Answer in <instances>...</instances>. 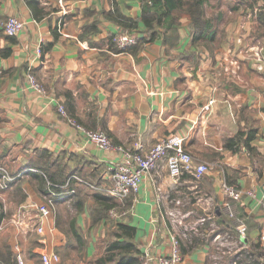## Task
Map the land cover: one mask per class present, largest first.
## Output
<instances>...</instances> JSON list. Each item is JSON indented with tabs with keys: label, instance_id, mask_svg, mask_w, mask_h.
Returning <instances> with one entry per match:
<instances>
[{
	"label": "crops",
	"instance_id": "obj_1",
	"mask_svg": "<svg viewBox=\"0 0 264 264\" xmlns=\"http://www.w3.org/2000/svg\"><path fill=\"white\" fill-rule=\"evenodd\" d=\"M262 2L205 0L203 15L215 21L214 38L191 42L190 20L176 12L169 16L174 35H163L164 22L151 40L119 51L111 34L123 29L106 14L117 9L136 20L134 33L146 35L138 19L141 0H0V169L11 175L8 183L0 175V235L15 252L60 247L62 225L74 218L89 254L108 225L106 219L92 225L88 190H79L84 199L76 210L65 188L54 204L55 233H35L39 242H33L34 232L25 231L35 215L32 204L42 200L29 168L42 151L62 163L63 174L100 175L104 189L110 183L106 164L119 159L87 141L57 111L58 101L82 127L105 130L115 144L140 145L142 153L158 138L179 133L193 161L207 164L198 179L187 172L171 178L164 161L142 176L123 212L137 228L142 253L168 255L174 235L186 243L179 264H236L238 254L214 259L227 251L217 240L231 238L243 249L240 264H264ZM10 15L24 21L14 36L3 31ZM27 69L43 93L30 87ZM225 184L240 192L238 199L223 192ZM19 217L24 226L12 221ZM236 217L244 221L242 232L234 227Z\"/></svg>",
	"mask_w": 264,
	"mask_h": 264
},
{
	"label": "trees",
	"instance_id": "obj_2",
	"mask_svg": "<svg viewBox=\"0 0 264 264\" xmlns=\"http://www.w3.org/2000/svg\"><path fill=\"white\" fill-rule=\"evenodd\" d=\"M210 1L212 2V4H216L217 0ZM28 2L30 5L34 6L32 2ZM141 2L142 13L138 17V19L144 21L148 33L145 35L142 32L143 35H139L138 40L134 45L122 51H133L139 43L151 40L156 34L157 26L162 25V23L164 22H168V26L163 29V35L167 32H170L172 35H174L170 27L172 19L169 16L175 14L176 12L186 15L190 20V27L192 32L191 42H196L199 39L208 40L214 38L215 36V21H212L210 24V18H206L203 15V4L205 0H141ZM262 5L264 6V0L262 2ZM159 10L161 11L159 12ZM107 13L109 15H106L110 18V20L114 21L120 26V28L123 29L121 32L111 34V38L114 42L113 44L116 47L114 38L117 33L135 34L132 29L136 26V20L132 19L129 16H126L125 14H122L114 8ZM260 18L264 23V11L262 12V15L260 14ZM47 48H49V45H47ZM68 114L73 118V115H71L69 112ZM2 167L4 168V166ZM61 167L62 163L52 158V154L46 152L45 150L41 152L40 160H36L34 163H30V174L33 175L38 182V187L42 194L41 201L45 199L44 196H51V190L55 193H64L63 190L65 188H67L69 191L73 189L74 192L71 195L73 199H75L73 200V204L75 205L76 210H80L81 200H83L84 197L81 196L79 190L85 189L90 192L93 199V204L89 209L92 225L100 222L102 219H106V221L110 219L111 209H114L117 213L116 215H111L113 217L114 229L111 231V237L105 246L104 252L95 257L91 264H144L145 254L142 253V250L141 248H139V244L136 241L137 228L130 221L125 220L124 216L126 215L123 213L128 209L130 198H132L135 194L130 193L125 198L118 200V198L111 196L106 192L103 187L104 183L100 179V175L99 177L96 176V178L94 174H92L91 176L89 174L81 173L76 170H67L66 172L63 171V174L60 170L62 169ZM3 168H1L2 170L0 169V175L4 176V173L7 170H4ZM71 174H76V176H78L80 180L71 178L70 181H67L68 177ZM191 177L193 176L191 175ZM10 178L11 175H9L8 173L7 176H5V182L8 183L10 181ZM56 217L57 214L55 215V221ZM205 222L206 220L204 221V223ZM240 223L244 225L242 229L243 231L246 227L244 221L241 218L236 217V224L234 227L239 232L240 230L238 229V225ZM67 224V226H62V231L65 236L67 235L69 239L74 238L80 244H82V241L86 239L83 238V236L78 232L75 219L71 218ZM4 240V242L0 243V264H17L15 257L16 252L14 250V247L7 239ZM177 240L179 251H181L184 249L183 244L186 245V243L185 241H181L178 238ZM56 250L58 252V248H56ZM248 258H250V254L248 255V253H246L244 259ZM150 263L151 262H149L148 264ZM235 263L240 264V260L238 262L235 261ZM243 264L257 263L254 261H245Z\"/></svg>",
	"mask_w": 264,
	"mask_h": 264
},
{
	"label": "built area",
	"instance_id": "obj_3",
	"mask_svg": "<svg viewBox=\"0 0 264 264\" xmlns=\"http://www.w3.org/2000/svg\"><path fill=\"white\" fill-rule=\"evenodd\" d=\"M24 27V21L15 15L6 17L3 23V31L8 36H14L19 33ZM137 34L129 33H117L115 36L116 47L120 50L127 49L134 45L138 40ZM258 59H261L260 51L255 53ZM264 66L260 65V68ZM32 65L30 66V68ZM26 79L30 87L36 91L43 93L44 90L36 77L30 69L26 71ZM211 103V101L209 102ZM57 111L66 120L81 129L85 133L87 141L93 143L97 148L103 150H113L119 154V159L116 161H110L107 165L108 176L110 183L105 187L107 193L118 199H123L130 193L136 194L141 183L142 176L155 169L159 161H164L168 174L171 178L176 179L184 172L191 174L196 179L200 178L207 170L208 166L205 163H196L193 161L191 154L184 148L183 137L179 133H171L160 137L153 144V146L145 153L139 151L140 145L136 148L128 147L122 144H115L112 142L108 133L103 129H88L79 125L76 120L67 113L62 103L58 102ZM209 104L206 105L208 107ZM5 178V175L3 176ZM71 178L79 179L75 174H71L67 181ZM0 186H5L4 181L0 182ZM69 194H73L74 190L68 191ZM223 192L226 195L231 196L233 199H238L240 192L234 189L231 185H224ZM249 194H253L248 191ZM51 196H44V200L32 204V208L35 211L33 219L29 223H25V231L31 230L37 235H45L48 232L53 235L55 233V227L52 222L54 218V204L56 197L61 196L63 193H55L50 191ZM66 195V193H65ZM63 197V196H62ZM59 197V198H62ZM111 215H116L114 209L110 210ZM22 217L12 220L17 226H24L21 220ZM243 224L238 225L240 232L243 229ZM17 247V244H15ZM144 264L149 262H156L157 264H179L181 261V254L179 251V245L177 238L171 236V248L168 255L154 256L147 252L144 253ZM16 262L17 264H24L22 253L16 248ZM40 260L43 264H56L60 260V256L55 247L40 251Z\"/></svg>",
	"mask_w": 264,
	"mask_h": 264
},
{
	"label": "rangeland",
	"instance_id": "obj_4",
	"mask_svg": "<svg viewBox=\"0 0 264 264\" xmlns=\"http://www.w3.org/2000/svg\"><path fill=\"white\" fill-rule=\"evenodd\" d=\"M138 36L141 35L139 33H135ZM122 51V50H119ZM211 101V103H209ZM214 102V99L211 98L207 104L209 106ZM206 104V105H207ZM208 106V107H209ZM66 110V109H65ZM105 131V130H104ZM54 158V157H52ZM58 160L57 158H54ZM78 177V176H77ZM64 195V194H62ZM116 199V198H115ZM58 200V199H57ZM56 200V201H57ZM117 200V199H116ZM118 202V201H117ZM118 210V209H117ZM120 210V208H119ZM108 225L104 227V234L99 235L95 241H93V252H90L88 254V251L86 249L87 242L86 240L82 241V244H80L76 239H69L67 236V239L65 237L64 241H62V244L60 247L58 246V254L60 256V260L56 264H91L95 257H97L99 254L104 252L105 246L107 242L110 240L111 237V231L113 228V217L110 215V219L107 220ZM64 226V225H62ZM33 242H39L37 240L39 236L34 234L30 235ZM37 236V239H36ZM5 238L0 235V243L4 242ZM10 242V241H9ZM219 246L223 249H227L225 252L224 250H219V253L215 255V261H221L224 260L226 256L231 257L232 255L238 254V257L236 261H239L241 258V254H239L241 251H243L242 248L237 247V243L231 239V238H221L220 240H217ZM12 245V242H10ZM44 250V249H43ZM42 251V250H41ZM91 251V250H90ZM40 252H32L30 249H26L24 251V254H22L24 264H43L41 263V260L39 258Z\"/></svg>",
	"mask_w": 264,
	"mask_h": 264
}]
</instances>
